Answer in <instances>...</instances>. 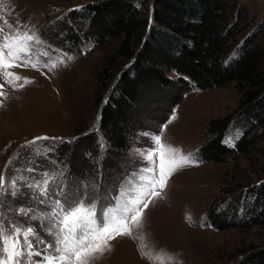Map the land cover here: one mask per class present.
I'll return each mask as SVG.
<instances>
[{"label":"rangeland","instance_id":"374dc122","mask_svg":"<svg viewBox=\"0 0 264 264\" xmlns=\"http://www.w3.org/2000/svg\"><path fill=\"white\" fill-rule=\"evenodd\" d=\"M88 1L91 0H2L3 7L8 9H0V27L5 32L11 33L14 29H9L4 21L12 25L19 22L39 32L52 50L65 52L74 59L52 71L42 67L14 69L34 82L20 90L5 85L4 91L8 96L4 106L0 107V173L5 172L11 158L13 163L7 169L8 175L22 173L31 183L40 180L45 172L62 173L50 193L55 189L75 196L86 194L89 202L95 200L106 204L110 197L116 195L120 185L143 166L139 152L152 146L145 133L158 134L162 126L167 125L165 141L182 148L185 153L194 154L196 158L206 120L233 110L238 105L240 93L235 81H229L222 86L178 89L181 94L175 103H171L168 96H145L134 110V116L141 125L139 139L126 154H107L100 152L98 146L91 153L84 144L76 148L78 139H85L81 143L87 141V133L96 134L91 144L102 140L97 124L102 106L100 100L111 90L116 70L128 61L116 55L117 37L107 38L101 43L91 38L83 40L86 35H92L89 28H76L80 31L81 41L74 49L68 50L70 46L69 43L67 46L64 44L65 37L61 36L64 29L58 20L63 21L71 9ZM135 1L151 19L152 0ZM238 1L245 5L251 26L263 23L264 28V0ZM137 45L138 41L134 48ZM51 55L56 58L55 51ZM109 61L112 62V70L107 76L101 67ZM0 83H4L2 77ZM173 114L176 119L169 122ZM38 136L62 139L40 140L25 146L26 142ZM66 140L72 144L65 147L61 157L57 158L55 146ZM80 155L85 158L82 163L78 160ZM39 157L50 162L41 166ZM196 160L197 164L177 171L163 197L146 210L143 227L137 233L144 239H115L112 250L99 257L95 264H159L141 255V243L146 244L145 250H151L153 254L171 256L172 260H165V264H233L241 256L264 245V223L243 228H216L206 220L208 201L213 197L230 195L223 188L231 186L236 190L264 177V139L248 155L237 153L235 158L223 161ZM71 166L76 176H73L72 188H69L65 174ZM28 168L34 172L25 171ZM36 195L22 183L21 194L3 198L2 210L13 222L36 226L47 241L50 237L41 230L39 221L29 220L16 212L20 207L49 210L33 199Z\"/></svg>","mask_w":264,"mask_h":264},{"label":"trees","instance_id":"16d2710c","mask_svg":"<svg viewBox=\"0 0 264 264\" xmlns=\"http://www.w3.org/2000/svg\"><path fill=\"white\" fill-rule=\"evenodd\" d=\"M150 13L151 19L135 0H91L58 20L68 50L81 41L76 28H89L92 35L82 36L83 40L101 43L117 37L116 55L128 59L116 70L111 90L100 100L97 124L107 145L105 152L126 154L137 142L141 125L134 110L143 97L168 96L175 103L181 94L178 89L235 81L238 105L206 120L196 158L223 161L237 153L250 154L264 139L263 23L251 26L246 7L238 0H152ZM111 66L109 61L101 67L104 75H110ZM94 134H85L84 143L85 139H78L76 148L84 144L91 153L97 150L98 142L91 144ZM230 135L233 140L228 143ZM69 144L66 140L55 146L54 155L61 157ZM39 160L41 166L48 161ZM78 160L82 163L85 158L80 155ZM73 170L68 167L65 174L69 188L76 176ZM223 189L230 195L213 197L207 203L206 220L211 226L243 228L264 223V177L236 190ZM233 264H264V245Z\"/></svg>","mask_w":264,"mask_h":264},{"label":"snow or ice","instance_id":"6c2138e0","mask_svg":"<svg viewBox=\"0 0 264 264\" xmlns=\"http://www.w3.org/2000/svg\"><path fill=\"white\" fill-rule=\"evenodd\" d=\"M0 9L8 10L3 7L2 0ZM4 23L14 31L5 32L0 27V77L4 81L0 83V107L4 106L8 96L4 91L5 85L20 90L34 82L14 69L42 67L52 71L74 59L65 52L52 50L40 33L28 26L19 22L17 25ZM52 51L56 52V58H52ZM175 119L173 114L169 122ZM166 127L162 126L158 134H144L149 137L152 146L139 152L143 166L120 185L116 195L110 197L106 204L95 200L89 202L86 194L75 196L63 190L56 192L55 189L50 193L62 173L45 172L40 180L31 183L22 173L8 175L7 169L13 163L10 158L5 172L0 173V264H95L99 257L112 250L115 239L130 237L143 240V236L138 237L137 233L143 227L146 210L163 197L177 171L198 163L194 154L185 153L182 148L165 141ZM49 139L62 138L38 136L26 142L25 146ZM232 140L230 135L227 142ZM98 150H107L106 143L99 139ZM25 171L32 173L34 169ZM22 183L37 193L33 199L49 210L20 207L16 212L29 220L39 221L41 230L50 237L47 241L36 226L13 222L2 210L3 198L21 194ZM187 218L191 220V216ZM139 247L141 255L150 261L165 264V260H172L167 254H153L151 250H145L146 244L141 243Z\"/></svg>","mask_w":264,"mask_h":264}]
</instances>
